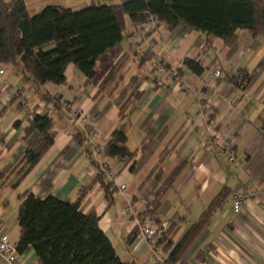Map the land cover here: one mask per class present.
I'll use <instances>...</instances> for the list:
<instances>
[{
  "label": "crops",
  "instance_id": "0c3cea01",
  "mask_svg": "<svg viewBox=\"0 0 264 264\" xmlns=\"http://www.w3.org/2000/svg\"><path fill=\"white\" fill-rule=\"evenodd\" d=\"M123 1L25 0L32 15L47 5L79 11L93 2ZM207 41L205 33L183 25L171 30L159 23L147 31L127 18L123 41L97 61L90 81L70 63L64 84L37 87L21 64L1 65L5 74L0 75V232L18 243V213L26 191L40 198L53 195L76 201L96 176L91 130L98 129L107 146L112 134L125 125L134 158L125 162L102 155L98 161L108 164L116 179L113 200L95 183L80 205L84 213L95 211L99 216V226L121 260L160 264L139 234L137 219H180L174 236L178 241L225 189L232 194L179 262L264 264V32L254 36L240 30L232 45L221 38L211 39V46ZM187 58L199 60L203 73H193L184 64ZM160 63L176 67L177 76L161 77L156 70ZM215 70L222 75L216 76ZM240 70L249 74L242 87L231 82ZM28 107L36 115H49L55 140L14 187L25 152L38 135ZM215 134L231 141L236 161L210 145ZM235 194L246 198L240 210L234 208ZM156 200L160 201L156 213L146 216ZM134 231L137 236L130 242ZM20 258L25 264L38 262L33 249Z\"/></svg>",
  "mask_w": 264,
  "mask_h": 264
},
{
  "label": "trees",
  "instance_id": "16d2710c",
  "mask_svg": "<svg viewBox=\"0 0 264 264\" xmlns=\"http://www.w3.org/2000/svg\"><path fill=\"white\" fill-rule=\"evenodd\" d=\"M127 18L135 27L143 26L151 18L156 20L157 25L164 23L171 30L183 25L205 33L208 46L212 45L213 38H221L232 45L240 30H249L254 36L264 32V0L93 2L79 11L47 5L34 15L30 14L25 0H0V66L21 64L23 72L38 87L46 83L64 84L66 67L73 63L90 81L96 75L97 61L123 41ZM184 64L195 74L200 75L204 71L199 60L187 58ZM239 73L241 76L232 77L231 82L242 87L249 82V74L245 70ZM33 122L38 135L25 152L14 187L55 140L53 122L48 114H37ZM127 141L124 125L112 134L103 155L130 162L135 153L128 148ZM93 164L96 176L92 184L80 190L76 201H63L53 195L40 198L29 191L24 192L18 213L21 234L17 247L20 254L33 249L38 257L37 264H131L118 256L100 228L96 212L84 213L80 209L87 191L95 183L101 184L110 202L113 200V183L107 180L98 161L94 160ZM131 170H136L134 165ZM231 194L229 190H221L178 241L174 236L181 228L180 219L167 220L170 227L160 241L169 254L166 264L179 262L195 237ZM159 205L160 201L156 200L145 215L155 214ZM136 236L137 232H132L129 241Z\"/></svg>",
  "mask_w": 264,
  "mask_h": 264
},
{
  "label": "built area",
  "instance_id": "2783aa9c",
  "mask_svg": "<svg viewBox=\"0 0 264 264\" xmlns=\"http://www.w3.org/2000/svg\"><path fill=\"white\" fill-rule=\"evenodd\" d=\"M144 30H154L157 27L156 20L154 18H151L150 21L145 22L143 24ZM156 70L158 74L163 78H175L178 74V69L173 66H167L165 64H158L156 66ZM5 74V69L3 67H0V75ZM214 74L216 76H221L222 71L221 70H215ZM235 76H241V73L237 72L232 77ZM241 80V77L240 79ZM66 105V104H65ZM26 113L29 115L31 119L34 120L36 114L33 110V108L28 107L26 109ZM91 134L93 137V150L94 155L96 157V160L99 161L100 157L104 154L106 145L101 140V133L98 129H92ZM211 146H217L222 152H226L229 156V160L231 162L237 160V156L235 154V150L232 146L231 141L223 139L219 134H215L211 137L209 141ZM101 169L106 175L107 178H109V181L115 183L114 175L112 174L108 164L101 161L100 162ZM125 185L121 186V189H124ZM234 208L236 210H240L243 206V204L246 202V198L242 194H235L234 197ZM126 211L129 213L132 211L131 205H129L126 209ZM137 222L139 224V234L143 236L149 243V247L151 250V257L153 260L157 261L160 264H166V262L169 259V254L166 253L163 249V246L161 245L160 241L162 238L165 237L166 232L168 231V228L170 227V223L168 221H159L155 219L154 217L148 216L144 219H137ZM0 261H2L4 264H25L20 258V253L18 251L17 244L12 243L10 241V238L7 234H3L0 232ZM176 264H182L180 262Z\"/></svg>",
  "mask_w": 264,
  "mask_h": 264
}]
</instances>
